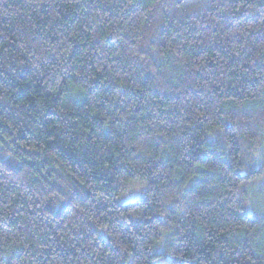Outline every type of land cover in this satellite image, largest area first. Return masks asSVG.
Instances as JSON below:
<instances>
[{
	"label": "trees",
	"instance_id": "1",
	"mask_svg": "<svg viewBox=\"0 0 264 264\" xmlns=\"http://www.w3.org/2000/svg\"><path fill=\"white\" fill-rule=\"evenodd\" d=\"M0 264H264V0H0Z\"/></svg>",
	"mask_w": 264,
	"mask_h": 264
}]
</instances>
